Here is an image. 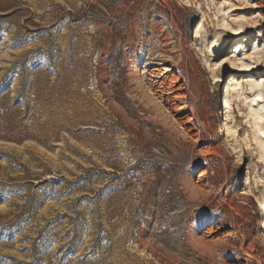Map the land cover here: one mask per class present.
<instances>
[{
	"label": "rangeland",
	"instance_id": "374dc122",
	"mask_svg": "<svg viewBox=\"0 0 264 264\" xmlns=\"http://www.w3.org/2000/svg\"><path fill=\"white\" fill-rule=\"evenodd\" d=\"M252 79L264 0H0V264H264Z\"/></svg>",
	"mask_w": 264,
	"mask_h": 264
},
{
	"label": "bare ground",
	"instance_id": "6f19581e",
	"mask_svg": "<svg viewBox=\"0 0 264 264\" xmlns=\"http://www.w3.org/2000/svg\"><path fill=\"white\" fill-rule=\"evenodd\" d=\"M223 26H226L223 25ZM200 29L203 28L200 24L199 26ZM241 29L238 28V26L236 27V29L233 30V34H235L236 36H242L245 35V33L240 32ZM212 44H214V42H211ZM247 44H248V40L246 38V35L241 37L240 39H238L236 45L234 46V50L232 51V54L236 55L239 54V56L244 55V52L247 48ZM221 51L223 50L220 49ZM258 55V53H257ZM255 56V55H254ZM250 59H256L257 57H249ZM260 59H258L259 61ZM247 61V60H246ZM246 61H243L242 64H244L243 66H245L243 70V72H251L254 71V69L252 68V65H248L246 64ZM240 61L238 60L237 56H233V58L229 61H224L223 59L220 61H217L215 64L218 65L217 69L220 68H225L226 66L231 65L232 67H236L238 66L240 63ZM259 63V62H258ZM221 72V71H220ZM219 72V75L217 77H219L221 79V73ZM254 81L252 79L251 83H250V88L251 90L255 91L257 88H260L259 90H257L255 92V95L252 97V104L250 107L252 108V112L250 113V116L252 117V122H250L249 124H251L252 128H253V133L254 134H258L260 135V139H255L256 141V145L260 151V160L261 162H264V109L261 107L260 104L263 103L264 100V95H263V89L261 85H258V87H256V85L254 84ZM240 84L237 83V86H239ZM241 90H245L244 88ZM252 91V92H253ZM254 107V108H253ZM263 211H264V205H263ZM264 214V213H263ZM140 245V244H139ZM141 248L145 251L146 250V245L141 246Z\"/></svg>",
	"mask_w": 264,
	"mask_h": 264
}]
</instances>
